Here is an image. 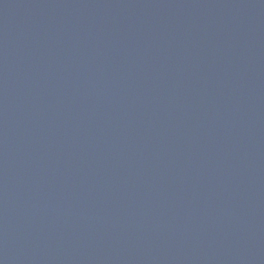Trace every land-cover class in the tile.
<instances>
[{"label": "water", "instance_id": "95a60500", "mask_svg": "<svg viewBox=\"0 0 264 264\" xmlns=\"http://www.w3.org/2000/svg\"><path fill=\"white\" fill-rule=\"evenodd\" d=\"M0 264H264V0H0Z\"/></svg>", "mask_w": 264, "mask_h": 264}]
</instances>
